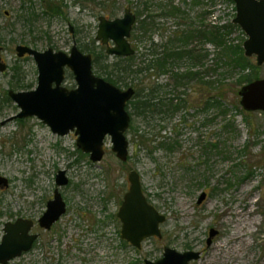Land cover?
<instances>
[{
    "label": "rangeland",
    "instance_id": "obj_1",
    "mask_svg": "<svg viewBox=\"0 0 264 264\" xmlns=\"http://www.w3.org/2000/svg\"><path fill=\"white\" fill-rule=\"evenodd\" d=\"M145 2L150 11L155 7V16L169 4L181 7L185 15L158 17L157 26L147 37L133 30L138 39L129 41L133 48L140 46L137 62L151 46L150 38L163 47L175 32L199 25L200 16L206 25H225L236 16L235 3L227 0H0V45L8 66L0 72V176L9 180L8 188H0V237L5 222L11 219L37 221L56 189L66 203L65 214L50 231L36 227L41 236L33 249L8 264H145L146 259H160L167 246L179 252H200V259L190 264H264V113L244 111L238 95L242 85H232L226 88L228 119L214 117L218 111L206 109L210 91L206 94L198 81L179 86L172 74L181 77L201 71L205 79L206 64L216 59V48L210 42L193 39L179 44L182 50L201 49L207 56L204 67L186 58L173 68L167 66L169 71L164 75L153 72L149 80L146 78L148 88L160 86V96L178 98L181 103L180 110L161 123L164 129L160 136L178 141L169 149L152 154L150 149L137 147L128 130L127 162L112 151L109 136L102 161L93 162L77 147L74 132L60 136L37 117L14 119L21 109L9 91H30L38 85L37 64L31 56L18 57V45L69 53L76 43L93 60L95 52H103L110 65L114 56L106 54L107 46L96 40L99 17L119 18L131 8L138 20V6ZM51 3L61 7L63 14L51 11ZM104 6L113 13L107 15ZM148 14L152 13L145 12L143 17ZM238 28L231 39L243 44L246 35ZM251 60L256 65L255 58ZM93 71L105 78L95 64ZM257 75L264 78V66L258 67ZM233 82L230 77L226 84ZM63 85L77 86L70 70ZM159 123L154 117L145 126L136 117L134 127L157 136ZM210 143L220 146L212 149ZM60 170L66 171L69 182L58 187ZM131 170L140 174L148 201L167 218L160 225L162 238L144 240L141 249L121 238L122 223L117 217ZM202 192L208 197L198 205ZM211 229L217 235L208 246Z\"/></svg>",
    "mask_w": 264,
    "mask_h": 264
},
{
    "label": "water",
    "instance_id": "obj_2",
    "mask_svg": "<svg viewBox=\"0 0 264 264\" xmlns=\"http://www.w3.org/2000/svg\"><path fill=\"white\" fill-rule=\"evenodd\" d=\"M236 16L232 20L246 35L243 42L244 55L255 58L258 67L264 66V0H233ZM137 16L131 8L124 15L109 19L99 17L96 40L107 46L110 56L131 57L135 54L129 39L131 38ZM73 32V26L70 25ZM113 43V46L110 44ZM0 46V72L8 69L2 59ZM17 56L33 57L38 67V85L30 91H9V97L20 107L16 118L37 117L48 125L53 133L60 136L74 132L77 136V147L90 155L93 162L102 161L106 137L111 138L112 151L122 162L129 157V140L127 132L131 125V115L127 109L128 102L135 95L134 88L126 90L97 76L93 71V57L82 52L76 43L69 53L49 48L38 51L29 46L18 45ZM70 70L77 86L66 88L63 83L65 72ZM240 105L246 112L264 113V78L254 80L241 87L238 92ZM15 118V117H14ZM69 182L66 171L60 170L56 175V185L65 186ZM129 187L123 197L117 217L122 223L121 238L137 249L142 248L144 240L151 237L162 238L160 225L166 216L160 214L151 204L143 191L140 174L136 170L128 173ZM8 179L0 176V187H8ZM208 197L202 192L198 199L201 205ZM66 212V203L58 189L53 199L47 203V209L39 219V225L45 229L60 220ZM33 220L19 218L5 225L0 241V264L10 261L29 252L37 235L31 234ZM217 231L211 229L207 244L210 246ZM197 251L179 252L165 247L163 256L145 264H190L199 260Z\"/></svg>",
    "mask_w": 264,
    "mask_h": 264
},
{
    "label": "trees",
    "instance_id": "obj_3",
    "mask_svg": "<svg viewBox=\"0 0 264 264\" xmlns=\"http://www.w3.org/2000/svg\"><path fill=\"white\" fill-rule=\"evenodd\" d=\"M137 1H141L142 3V1L146 0ZM227 1L234 3L233 0ZM145 3L138 6V20L133 28L136 34L142 31L144 36L147 37L148 33L157 26L156 19L158 17L174 15L180 18L185 15L181 7L169 4L159 9L160 15L155 16L153 15L157 12L155 7L152 6L153 9L150 11L147 3ZM103 9L106 11L107 15L113 13V10L109 7L104 6ZM50 10L56 15L63 14L62 8L52 3ZM145 12H150L152 14L143 17ZM198 19L202 20L199 22V25L193 24L189 26L186 32H175L163 47L155 45V43L153 44V38H150L149 40L152 44L146 49V53L144 50L140 62L136 61L138 58L136 53L140 50L139 45L134 47L135 54L133 56H114L115 62L110 65L106 64L108 56L103 52H95L94 54L95 59L93 60V64L98 67V71L105 76L107 81L118 87L134 88L135 95L127 104V109L131 115L129 131L133 133V142L136 146L143 147L147 150L150 149V153L152 154L159 149H169L174 146V143H178L176 139L171 140L170 138L160 136V133L164 129L161 123L165 122L167 118H171L175 115V113L180 110L181 103H179L180 101L177 102L178 98H163L160 96L158 94L161 93L160 86L152 85V87L148 88L146 78L149 80V76L153 75V72L162 74L169 71L168 67L173 68L178 63V60L190 58L193 65L201 68L205 66V60L207 59L206 54L202 53L201 49L182 50L179 44H187L190 40L197 39L200 43L210 42L216 48V59H214L213 63L206 64V70L204 72L205 79L202 78L201 71L190 73L189 75V81L196 78L205 88L206 94L210 91V98L207 100L206 109H216L218 114H214V117L221 116L224 117L225 120L228 119L229 109L226 100L229 91L227 92V87L232 88V85L243 86L244 84L258 79V67L252 63L251 58L245 57L243 44L235 43L231 39L232 32L239 29L238 26L234 25L232 22L225 25H206L201 16L198 17ZM136 34L131 35V38H137ZM85 49L87 50V48ZM147 56L149 57L145 60ZM247 71L250 72L246 73ZM172 74L179 86L180 84L184 85L179 74L173 71ZM236 75H238V78H235ZM230 77L234 79L235 82L226 84V81ZM234 95L237 96V90H234ZM184 102L186 101L184 100ZM235 108L237 110L239 109V107ZM136 117H138L139 120H141V124L145 126L150 124L151 119L158 117L160 123L157 136H152L148 131L142 130L141 127H137L138 129L135 130L134 125ZM229 125L228 123L227 126ZM159 138L161 139L159 140ZM219 146L218 143H210L212 149H218Z\"/></svg>",
    "mask_w": 264,
    "mask_h": 264
},
{
    "label": "flooded vegetation",
    "instance_id": "obj_4",
    "mask_svg": "<svg viewBox=\"0 0 264 264\" xmlns=\"http://www.w3.org/2000/svg\"><path fill=\"white\" fill-rule=\"evenodd\" d=\"M1 46V45H0ZM2 47V46H1ZM3 48V47H2ZM3 50H4V48H3ZM3 50H2V53H3ZM26 56H28V55H25L24 57H26ZM93 57V56H92ZM35 61V60H34ZM38 68V67H37ZM67 71V70H66ZM163 74V73H162ZM164 75V74H163ZM189 75H190V73L189 72H187L186 74H184L183 76L181 75V81L182 82H188L190 79H189ZM65 78H66V72H65ZM191 81H198L196 78H194L193 80H191ZM67 88V87H66ZM68 89H72V88H68ZM17 116V115H16ZM16 116H15V118L14 119H16ZM20 119V118H19ZM8 183H9V180H8ZM9 187V186H8ZM8 187H4V188H8ZM0 188H2V187H0ZM48 203V202H47ZM43 215V214H42ZM19 218H25V217H17L15 220H10V221H7V222H5V224H4V228H5V225L8 223V222H15L17 219H19ZM25 219H30V218H25ZM39 219L40 218H38L37 219V221H35V220H33V219H30V220H33V222H34V226H33V228H32V231H31V234H35V235H37V239L35 240V242H34V244H33V247L37 244V241L40 239V236H41V233L40 232H37L35 229H36V227H38L39 226V228L41 229V230H44V231H50L51 229H45V228H42L40 225H39ZM53 227V226H52ZM4 228H3V234H2V236L0 237V241L2 240V238H3V236L5 235V232H4ZM33 247H32V249H33ZM31 249V250H32ZM27 253V252H26ZM25 254V253H24ZM23 254V255H24ZM13 261V260H12ZM11 262V261H10Z\"/></svg>",
    "mask_w": 264,
    "mask_h": 264
},
{
    "label": "bare ground",
    "instance_id": "obj_5",
    "mask_svg": "<svg viewBox=\"0 0 264 264\" xmlns=\"http://www.w3.org/2000/svg\"><path fill=\"white\" fill-rule=\"evenodd\" d=\"M240 227H242V226L240 225Z\"/></svg>",
    "mask_w": 264,
    "mask_h": 264
}]
</instances>
